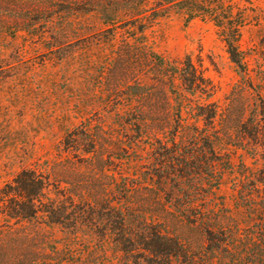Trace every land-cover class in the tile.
<instances>
[{"label": "trees", "instance_id": "obj_1", "mask_svg": "<svg viewBox=\"0 0 264 264\" xmlns=\"http://www.w3.org/2000/svg\"><path fill=\"white\" fill-rule=\"evenodd\" d=\"M61 7L73 14L97 12L111 28L131 25V38L139 34L138 47L126 41L119 56H125L129 71L152 65V81L160 85L168 107L147 108L141 93L135 107L114 111L135 133L129 136L136 155L131 161L142 168L132 180L124 176L118 201L107 193L70 192L52 180L49 167L27 166L0 187V218L40 219L72 233L102 225L120 264H264V167L241 163L231 206L219 195L224 173L233 170L225 146L251 155L256 145L264 146V64L258 67L257 89L251 74L264 47H241L246 27L252 22L264 27V0H0V35L38 28L37 22L51 29L52 10ZM171 14L185 24L201 19L215 27L240 76L231 101L237 109L212 99L214 85L188 55L172 58L147 47L145 30ZM247 88L254 90L252 100L245 97ZM101 132L86 119L64 131L62 142L81 156L79 166L104 162L98 157ZM142 140L148 149L140 147ZM144 185L151 186L148 192L141 190ZM7 260L1 253L0 264Z\"/></svg>", "mask_w": 264, "mask_h": 264}, {"label": "rangeland", "instance_id": "obj_2", "mask_svg": "<svg viewBox=\"0 0 264 264\" xmlns=\"http://www.w3.org/2000/svg\"><path fill=\"white\" fill-rule=\"evenodd\" d=\"M61 9L52 10L51 29L37 22L38 28L22 29L15 36L0 35V187L22 167H49L52 180L61 181L68 191L88 197L107 193L116 202L124 176L132 180L131 174L142 168L138 161H131L136 157L129 149L135 133L120 124L114 111L135 107L141 93L147 98L141 100L144 105L148 102L147 108L162 111L168 106L160 85L152 81V65L129 71L125 56H119L126 41L138 47L135 38L139 34L131 38V25L111 28L97 12L73 14ZM36 29L45 32L40 35ZM145 36L147 47L158 54L188 55L214 85L212 99L223 107L232 104L238 108L231 101L240 76L210 22L193 19L185 24L180 16L171 14L147 28ZM255 45L264 47V27L252 22L243 31L241 47L250 50ZM260 56L251 66L254 89L259 87V64H264L262 53ZM244 93L247 99L254 98V90L247 88ZM85 119L94 128H102L98 157L104 162L95 168L79 166L81 156L62 142L64 131ZM144 141L140 147L148 149L150 144ZM255 147L251 155L225 146L233 170L224 173L219 195L228 206L243 170L241 163L253 169L264 167V146ZM150 188L144 185L141 190ZM111 237L102 225L72 233L40 219L0 218V254L6 255L7 264H120Z\"/></svg>", "mask_w": 264, "mask_h": 264}]
</instances>
